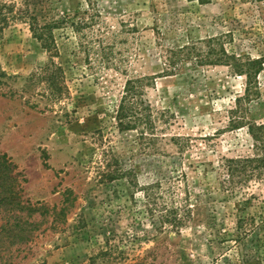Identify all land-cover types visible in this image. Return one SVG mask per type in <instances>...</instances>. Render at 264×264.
Wrapping results in <instances>:
<instances>
[{"label": "rangeland", "instance_id": "374dc122", "mask_svg": "<svg viewBox=\"0 0 264 264\" xmlns=\"http://www.w3.org/2000/svg\"><path fill=\"white\" fill-rule=\"evenodd\" d=\"M97 1L101 18L93 29H86L87 41L103 25L106 44L121 68L104 67L96 60L97 48L89 55L79 49L82 34L71 28L57 30L56 61L63 65L69 93L64 98H54L38 75L47 56L28 26L19 23L4 30L0 150L25 179V199L56 213L63 208L67 212L55 223L51 216L36 215L40 227L32 240L2 253L14 256L0 264H222L228 252L221 240L234 231L240 196L229 194L227 199L219 190L218 171L223 156L251 150L245 130L226 128L227 111L243 94L245 78L227 67L189 66L182 70L184 75L156 80L155 89L148 92L150 101L176 115L164 135L167 140L189 139V148L180 156L169 141L160 154L141 152L136 133H120L115 127L112 107L132 74L156 75L162 70V39L166 45L182 46L240 31V53L262 55L264 7L247 0H212L205 5L196 0ZM259 80L263 101L254 118L264 122V71ZM106 153L112 166L136 170L142 184L160 181L161 205H189L192 221L179 230L180 236L170 225L157 222L158 212H148L142 192L132 196L125 181L102 179ZM246 191L256 195L246 212L264 215V183L253 181Z\"/></svg>", "mask_w": 264, "mask_h": 264}, {"label": "trees", "instance_id": "16d2710c", "mask_svg": "<svg viewBox=\"0 0 264 264\" xmlns=\"http://www.w3.org/2000/svg\"><path fill=\"white\" fill-rule=\"evenodd\" d=\"M196 1L205 5L212 0ZM247 1L259 9L264 7V0ZM97 2V0H0V44L5 37L6 28L19 23L26 24L35 44L47 56L38 75L43 76L54 98H64L68 89L64 85L66 77L63 65L56 61L60 56L57 30L71 28L73 33L82 34L79 49L89 55L90 51L97 48L96 60L104 67L121 68V65H116L117 60L112 48L106 44L107 37L102 33L103 25H100L98 33L87 41L89 36L86 37V29H93L101 18V12L96 8ZM156 33L163 36L159 31ZM240 33L229 30L182 46L166 45L163 39L158 41L162 70L156 75L132 74L128 77L117 102L112 107L111 118L120 133H136L141 152L160 154V151L166 148L165 141H169L177 145L180 156L189 148V139L172 136L167 140L168 137L164 135V131L170 129L171 122H175L176 115L168 109L155 106L150 101L148 92L152 88L155 89L156 80L184 75L182 70L189 66L227 67L233 75L244 77L243 94L238 95L234 105L228 109L226 128L228 131L245 130L250 138L251 150L244 155L221 158L218 171L221 179L219 190L226 194L227 199L229 194L232 198L240 196L236 203L238 214L234 231L231 235L225 233L224 239L221 240L223 244L227 243L223 248L228 252L222 255V264H264V215L246 212L253 205L252 199L256 197L246 190L253 181L264 183V122L254 118L256 117L254 112L257 113V107L262 105L263 101L259 76L264 71V53L256 57L249 52L240 53L242 45ZM81 99L83 100V97L79 98ZM105 156L106 166L101 171L102 179L107 182L125 181L132 191V196L134 193L142 192L148 212L152 214L158 212L157 222L170 225L176 231L175 236H180L179 230L192 221V210L189 205L186 204L182 208L164 203L161 205L160 199L163 198L164 192L160 181L142 184L136 170L112 166L108 153ZM24 183L25 179L17 171V167L7 154L0 150V260L5 259L6 263L12 260L14 254L1 256L2 253L10 251L15 246L27 245L34 237L40 227L36 215L51 216L55 218L53 220L55 223L60 213L67 212L63 208L56 213L54 209H49L40 202L33 204L25 199ZM190 201L191 194L188 192L186 202Z\"/></svg>", "mask_w": 264, "mask_h": 264}]
</instances>
